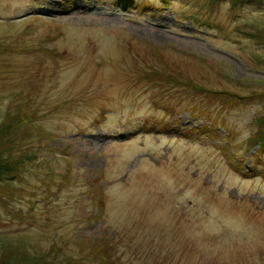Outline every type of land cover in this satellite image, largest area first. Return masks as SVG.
I'll return each instance as SVG.
<instances>
[{
    "label": "rangeland",
    "instance_id": "obj_1",
    "mask_svg": "<svg viewBox=\"0 0 264 264\" xmlns=\"http://www.w3.org/2000/svg\"><path fill=\"white\" fill-rule=\"evenodd\" d=\"M118 1L0 0V118L24 104L55 133L34 143L21 179L7 181L0 234L30 249L53 245L78 264H98L89 245L102 234L108 264H264V152L239 150L261 104L140 78L170 66L245 93L186 53L222 61L232 78L264 79V63L245 58L260 45L231 31L227 3L209 11L205 0ZM254 5L233 14L263 12ZM30 14L60 34L45 39L53 31L24 23ZM53 45L54 55L43 51Z\"/></svg>",
    "mask_w": 264,
    "mask_h": 264
},
{
    "label": "trees",
    "instance_id": "obj_2",
    "mask_svg": "<svg viewBox=\"0 0 264 264\" xmlns=\"http://www.w3.org/2000/svg\"><path fill=\"white\" fill-rule=\"evenodd\" d=\"M171 0H159L160 4L166 5ZM209 11L214 10L219 4L227 3L231 12V23L233 25L231 31L240 33L241 38L249 39L260 45V48L256 52H250L246 55V59L253 65L254 62L264 63V9L261 8L264 4V0H205ZM131 0H119L118 4L128 6ZM141 6H147L146 2ZM139 4V3H138ZM255 4L263 12L259 15L248 16L241 13V15L234 16V12L239 9H244L245 5ZM157 6V5H156ZM136 7V5L134 6ZM200 11V8H197ZM196 14L193 12L191 16L194 20H197ZM24 23L28 24L34 19L40 20L48 31H53L52 34H46L45 39L52 40L60 34L56 30L58 23L49 21L43 17L35 14H30L24 18ZM35 22V21H34ZM207 26H211L210 22L203 20ZM36 27V26H34ZM155 52H159V47L152 45ZM5 49L0 48V51ZM39 50H41L39 48ZM43 50V49H42ZM50 55H54V45L51 48L43 50ZM161 55V54H160ZM187 56L192 59L200 60L207 63V67L213 72L218 81L225 80L232 85H236L240 88L247 90L245 93H239L235 90L226 88H212L202 84L194 82L191 78L184 76L181 72L171 70L168 66L166 71L151 68L144 71L140 78L151 83L169 84L170 86H180L190 94H203L210 99L218 100L223 104H230L236 100H254L261 104V108L264 109V79H243L232 78L226 73L223 68L222 61L206 60L203 57H193L186 53ZM248 57V58H247ZM18 105L14 111L10 112L5 109L0 118V203L4 197L10 198L12 192L10 190L11 185L8 180H20L22 172L28 165L35 159L34 143L48 142L53 140L55 133L47 131L40 127V125L34 123V115L32 112H27L28 106ZM210 121V120H209ZM212 122V121H211ZM249 133L245 140L239 145L240 152L247 153L249 145L255 146L258 149L261 148L264 152V110L259 114H255L248 122ZM233 147L230 154L232 156L239 157L237 148ZM65 151V149H63ZM254 155H258L256 152ZM252 157V155H250ZM264 171V168L262 169ZM98 194V193H97ZM95 195L94 202L96 205L95 213L98 214L100 206L103 203L102 195ZM13 235V234H12ZM102 234L95 240V244H90L89 252L96 256L99 260L98 264H108L107 253L109 251L107 245L106 236ZM111 237H109L110 239ZM23 239V238H22ZM60 249L55 246H50V249H44L41 247L30 249L26 244V240L19 241L17 237L0 234V264H78L77 259H71L68 255L61 254L56 256Z\"/></svg>",
    "mask_w": 264,
    "mask_h": 264
}]
</instances>
